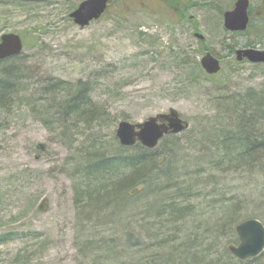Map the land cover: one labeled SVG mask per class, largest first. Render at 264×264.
Segmentation results:
<instances>
[{
	"label": "rangeland",
	"instance_id": "obj_1",
	"mask_svg": "<svg viewBox=\"0 0 264 264\" xmlns=\"http://www.w3.org/2000/svg\"><path fill=\"white\" fill-rule=\"evenodd\" d=\"M84 1L0 0V38H22L23 62L34 80L88 83L92 101L114 121L94 133L105 141L116 137L123 121L141 124L177 111L189 130L178 136L175 179L169 187L162 180L164 189L155 194L133 196L128 212H117L115 219L102 213L111 212L110 203L92 208L82 198L78 208L74 164L67 163L76 147L70 153L60 132L49 131L19 103L11 111L0 109V264H192L191 257H182L190 249L205 264H264V253L245 262L226 254L239 245L231 225L246 220L250 194H264V184L244 171L206 164L222 154L219 148L210 150L224 126L213 121L218 108L226 109L224 101L264 82V67L238 63L229 49L248 44V34L224 28L220 10L230 11L237 0H117L100 20L80 28L70 15ZM252 1L257 8L262 0ZM207 53L225 58L213 78L198 67ZM193 130L211 135H189ZM157 149L160 160H173L170 142ZM177 187L198 197L188 203L193 212L172 223L171 200L182 196ZM155 203L164 212L152 214ZM88 241L92 249L86 252ZM113 254L119 259H109Z\"/></svg>",
	"mask_w": 264,
	"mask_h": 264
},
{
	"label": "trees",
	"instance_id": "obj_2",
	"mask_svg": "<svg viewBox=\"0 0 264 264\" xmlns=\"http://www.w3.org/2000/svg\"><path fill=\"white\" fill-rule=\"evenodd\" d=\"M220 12L221 15L225 13L222 9ZM245 33L248 34V31ZM229 49L232 50L231 55H234V47L229 45ZM24 60L25 57L20 55L0 62V109L8 111L19 103L31 111L34 119L43 123L49 131L60 132L59 140L70 153L76 147V154L72 153L73 157L69 158L67 163L72 161V165L74 164L72 169L78 191L76 199L78 208L83 207L80 203L84 201L86 203V200L88 207L100 206L99 199L106 197V203H110L113 209L111 212L102 213H109L110 217L115 219L117 212H122L123 215L128 212L127 207L130 200L134 199L133 196L137 197L144 192L155 194L163 190L162 180L167 181L165 186L169 187L168 185L175 179L174 173L177 172L176 165L180 155L178 136H168L162 141L170 142L173 146L174 149L169 156L171 155L174 161L167 158L160 160L158 149L148 150L140 144L132 148L122 147L114 135L109 142L104 140V136L98 138L94 133L104 130L114 121L108 112L92 101L89 84L82 81L71 84L53 78L44 79L43 82L36 81L27 75ZM198 67L201 68L199 64ZM204 75L208 76L206 73ZM213 77L216 76H208ZM35 87L38 89L35 90ZM236 97L238 99H235ZM224 102L226 109L221 106L218 108L221 110L213 117V121L223 123L224 126L222 130L217 131L216 143L210 145V150L211 147L220 149L221 158L220 160L212 158V161L206 164L215 170L228 169L227 171L237 173L244 171L250 175L251 180L264 184V82L260 88L250 89L246 94ZM82 128L91 134L86 136V133L79 132ZM192 132L189 135L206 138L211 135L207 131L204 134H199L195 130ZM84 137L85 143H81ZM80 143L82 145H79ZM262 186L264 189V185ZM174 189L182 196L171 200L170 218L171 221L180 222L193 212L194 207L188 203L198 196L178 187ZM231 200H224V203ZM177 201L187 204L186 207H177ZM262 206L264 194H257L255 197L250 194V213H247L246 220H264ZM182 212L186 214L180 216ZM238 215L236 210L230 217L234 220ZM238 220L239 218L236 223ZM236 223L231 225V228L233 237L239 243ZM128 237L133 238L131 234H128ZM89 242L83 246L86 252L92 249ZM119 242L120 240H117L116 243ZM133 246H138V240ZM206 253H209V250ZM226 254L239 261L230 250H227ZM262 255L247 261H256L262 258ZM190 256L192 264H205L203 256L198 257L194 254ZM119 257V254H113L109 259L115 260Z\"/></svg>",
	"mask_w": 264,
	"mask_h": 264
},
{
	"label": "water",
	"instance_id": "obj_3",
	"mask_svg": "<svg viewBox=\"0 0 264 264\" xmlns=\"http://www.w3.org/2000/svg\"><path fill=\"white\" fill-rule=\"evenodd\" d=\"M116 0H88L81 3L70 18L80 28L88 27L92 22L100 20L109 10V6ZM250 0H237L233 9L224 14V27L231 33H243L249 26ZM200 42L205 37L196 34ZM24 43L16 34H7L0 39V62L22 54ZM238 62L247 60L252 64H264V52L256 50H238ZM201 66L209 76L221 72L220 60L207 53L201 59ZM189 124L184 121L175 110L168 114L151 117L141 124L123 121L118 125L116 138L122 147L132 148L137 144L148 150H155L167 136H178L185 133ZM240 244L231 247L230 252L240 261L257 258L264 253V225L257 219L242 222L236 227Z\"/></svg>",
	"mask_w": 264,
	"mask_h": 264
},
{
	"label": "flooded vegetation",
	"instance_id": "obj_4",
	"mask_svg": "<svg viewBox=\"0 0 264 264\" xmlns=\"http://www.w3.org/2000/svg\"><path fill=\"white\" fill-rule=\"evenodd\" d=\"M253 1L250 0V9H249V26H248V44L241 48V50H256L264 52V0L261 1V4L257 8L253 7ZM236 54V51H235ZM234 54V55H235ZM236 57V56H235ZM225 58H220L221 64L223 65ZM248 63L249 61L244 60L238 63ZM258 67H264V64H253Z\"/></svg>",
	"mask_w": 264,
	"mask_h": 264
},
{
	"label": "bare ground",
	"instance_id": "obj_5",
	"mask_svg": "<svg viewBox=\"0 0 264 264\" xmlns=\"http://www.w3.org/2000/svg\"><path fill=\"white\" fill-rule=\"evenodd\" d=\"M106 201H107V199H106V197H104V198H101V199H99V201H98V203L101 205V204H103V203H106ZM163 205H158L157 203H155L154 204V206H151V211H152V214H153V212H158V210L159 211H162L163 210ZM161 209V210H160ZM122 210V209H121ZM115 211H118V210H115ZM163 212H164V210H163ZM151 213V212H150ZM149 213V214H150ZM184 214H186L185 212H182V213H180V216H183ZM172 223H177V222H175L174 220H172L171 221ZM181 249H183V248H181ZM193 252H192V250L190 249V251L189 250H187V251H185L182 255V257H191L190 255L192 254Z\"/></svg>",
	"mask_w": 264,
	"mask_h": 264
}]
</instances>
